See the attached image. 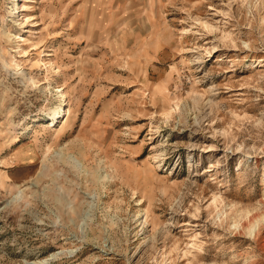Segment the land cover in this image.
<instances>
[{
	"label": "rangeland",
	"instance_id": "obj_1",
	"mask_svg": "<svg viewBox=\"0 0 264 264\" xmlns=\"http://www.w3.org/2000/svg\"><path fill=\"white\" fill-rule=\"evenodd\" d=\"M0 264H264V0H0Z\"/></svg>",
	"mask_w": 264,
	"mask_h": 264
},
{
	"label": "bare ground",
	"instance_id": "obj_2",
	"mask_svg": "<svg viewBox=\"0 0 264 264\" xmlns=\"http://www.w3.org/2000/svg\"><path fill=\"white\" fill-rule=\"evenodd\" d=\"M61 107L56 106L55 108H52L47 114L51 120H57L60 116Z\"/></svg>",
	"mask_w": 264,
	"mask_h": 264
}]
</instances>
